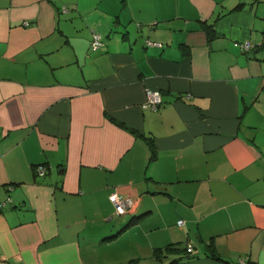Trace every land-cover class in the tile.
Here are the masks:
<instances>
[{
    "label": "crops",
    "instance_id": "obj_1",
    "mask_svg": "<svg viewBox=\"0 0 264 264\" xmlns=\"http://www.w3.org/2000/svg\"><path fill=\"white\" fill-rule=\"evenodd\" d=\"M0 201V264H264V0H0Z\"/></svg>",
    "mask_w": 264,
    "mask_h": 264
},
{
    "label": "trees",
    "instance_id": "obj_2",
    "mask_svg": "<svg viewBox=\"0 0 264 264\" xmlns=\"http://www.w3.org/2000/svg\"><path fill=\"white\" fill-rule=\"evenodd\" d=\"M240 4H238L235 8L239 7ZM206 29H207V32H208V36L209 38H212L213 36H215L217 34V31L215 30L214 28V25L212 23H209L208 25H206ZM137 34H135L134 36H136ZM102 38L104 40V43H106L105 39H104V36L102 35ZM92 40V39H91ZM250 41V40H249ZM91 43V42H90ZM245 43V42H244ZM244 43H243V46H244ZM91 45V44H90ZM255 44H253L254 46ZM252 47V46H251ZM250 47V48H251ZM250 48H245L244 46V49L246 51H249ZM112 119H114L117 123H119L120 125L122 126H125V127H128L127 125H125L122 121L120 120H117L115 119L113 116H111ZM132 130H134L135 128L133 127H130ZM145 138H148V144L151 148V160L155 158L156 156V147H155V142L153 140V137L152 136H144ZM134 205V204H133ZM132 205V206H133ZM131 206V207H132ZM130 208V207H129ZM128 208V209H129ZM127 209V210H128ZM126 210V211H127ZM145 213H138V214H134L130 217V219L124 224L122 225L121 227H118V229L112 233L110 236H108L107 238H113L115 236H117L119 233H121L122 231H124L125 229L128 228V226H130L131 224L137 222L139 219H141V217L144 216ZM174 243V244H172ZM172 244V245H171ZM176 246V248H174ZM160 248V249H159ZM156 249V252H159V250H163V251H167L169 254L173 253V254H177L176 256H174V258L169 262V264H179L180 262H184L186 260H189V259H192L194 257H199L200 255H192L191 252L193 251V243H186V244H182L181 242H171L166 248H161L159 247ZM207 252L209 254H211V256H214L215 258L217 259H223V257L216 252V247L212 245V243H209L207 245ZM211 252H209V251ZM171 252V253H170ZM168 253H166L165 255H167ZM247 258L246 261H248V256H245ZM248 263V262H247Z\"/></svg>",
    "mask_w": 264,
    "mask_h": 264
},
{
    "label": "built area",
    "instance_id": "obj_3",
    "mask_svg": "<svg viewBox=\"0 0 264 264\" xmlns=\"http://www.w3.org/2000/svg\"><path fill=\"white\" fill-rule=\"evenodd\" d=\"M104 40L102 38V34L94 32L93 38L91 40V47L93 49H98L104 45ZM245 48H250L253 46V43L249 40L244 43ZM147 99L145 102V106H151L153 108H157L160 103L163 102V96L160 90L157 89H147L146 91ZM37 172L44 173L45 167L43 165H39L37 168ZM111 201L113 202L116 211L119 214L125 213L126 210L134 204L133 199L126 198L118 194H114L111 196ZM6 201H0V206L3 205ZM180 224L184 223V219H180L178 221ZM241 263H245L247 258H244ZM239 262V264H241Z\"/></svg>",
    "mask_w": 264,
    "mask_h": 264
},
{
    "label": "rangeland",
    "instance_id": "obj_4",
    "mask_svg": "<svg viewBox=\"0 0 264 264\" xmlns=\"http://www.w3.org/2000/svg\"><path fill=\"white\" fill-rule=\"evenodd\" d=\"M127 198V197H126Z\"/></svg>",
    "mask_w": 264,
    "mask_h": 264
}]
</instances>
